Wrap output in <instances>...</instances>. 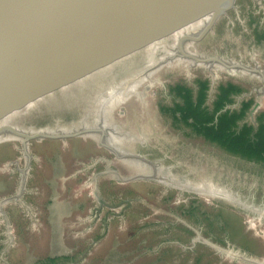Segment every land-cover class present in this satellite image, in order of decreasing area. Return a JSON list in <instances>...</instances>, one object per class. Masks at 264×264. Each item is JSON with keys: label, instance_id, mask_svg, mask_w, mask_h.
Returning a JSON list of instances; mask_svg holds the SVG:
<instances>
[{"label": "water", "instance_id": "water-1", "mask_svg": "<svg viewBox=\"0 0 264 264\" xmlns=\"http://www.w3.org/2000/svg\"><path fill=\"white\" fill-rule=\"evenodd\" d=\"M255 27L264 0H0V264H264V169L178 135L150 95L221 72L264 102Z\"/></svg>", "mask_w": 264, "mask_h": 264}, {"label": "trees", "instance_id": "trees-1", "mask_svg": "<svg viewBox=\"0 0 264 264\" xmlns=\"http://www.w3.org/2000/svg\"><path fill=\"white\" fill-rule=\"evenodd\" d=\"M253 33L256 43L264 42V32L258 34L255 27ZM209 90V82L206 79H195L191 87L183 84L168 86L167 93L172 105L159 106V112L170 120L173 128H184L221 152L264 169V112L257 113L250 123L246 118L253 103L251 100H243L236 107H232L236 98L244 92L243 87L239 85L230 82L218 85L210 103ZM188 213L193 214L192 210ZM225 214L228 213L224 210L218 211L213 216V223L215 222L216 230L224 235L225 239L232 240L233 234H236L235 230L238 232L240 229L234 225L232 227L237 218L232 214ZM211 226L209 223L208 227ZM217 240L221 244V239ZM156 251L158 250L149 253ZM71 259L70 256L48 257L38 263L64 264ZM159 260L157 258L149 264H158ZM199 263L200 258H195L194 264Z\"/></svg>", "mask_w": 264, "mask_h": 264}, {"label": "rangeland", "instance_id": "rangeland-1", "mask_svg": "<svg viewBox=\"0 0 264 264\" xmlns=\"http://www.w3.org/2000/svg\"><path fill=\"white\" fill-rule=\"evenodd\" d=\"M195 79H206L209 82V100L208 102L210 103L213 99V95L216 92L217 86L223 83H234L236 85H239L241 87H243L244 92L241 96H239L238 98H236V103L232 106V107H236L241 101L243 100H251L252 106L248 112V116L246 118V121L252 123L254 120V117L257 113L259 112H264V102L262 101V99L259 97V95L256 93V91L253 89V87L233 76H231L228 73H221V72H215V73H192V74H186V75H182V76H178V77H174V78H170V79H166L163 80L162 82H160L159 84H157L150 92L152 101H153V105L156 111V115L158 116L159 120L166 125L167 127H169L171 130H173L175 133H177L178 135L182 136L183 138L189 140L190 142L206 147V148H210L213 149L215 151L221 152L220 150H218L215 147H212L206 143H204V141L192 134H190V132L184 128H173L170 125V120H168L166 117H164V115H162L159 112V106H171L172 105V100L169 97L168 93H167V87L168 86H173L175 84H183L185 86H192V82ZM223 153V152H221ZM225 154V153H223ZM228 155V154H226ZM230 156V155H229ZM234 157V156H231ZM237 158V157H234ZM239 159V158H237ZM241 160V159H239ZM244 161V160H242ZM246 162V161H245ZM249 163V162H247ZM253 164V163H250ZM255 166H258L256 164H253ZM261 167V166H258ZM262 168V167H261Z\"/></svg>", "mask_w": 264, "mask_h": 264}]
</instances>
